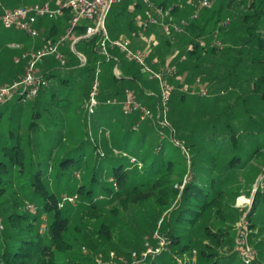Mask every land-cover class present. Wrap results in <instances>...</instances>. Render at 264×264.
<instances>
[{
  "label": "trees",
  "instance_id": "obj_1",
  "mask_svg": "<svg viewBox=\"0 0 264 264\" xmlns=\"http://www.w3.org/2000/svg\"><path fill=\"white\" fill-rule=\"evenodd\" d=\"M152 1L163 9L172 8L173 13L178 0ZM191 1L193 11L199 0ZM219 1L213 9L211 6L203 10L196 19H191L190 15L183 31L175 33L186 48L173 64V76L186 73L183 82L190 84V77L200 67L204 70L207 64L212 71L216 68L214 73L204 70L202 74L205 80L222 82L219 87H208L210 96L220 101L234 90V86L237 88L238 83L245 84L249 90L248 98L237 100L248 115V122L241 132L249 146L245 147L238 139L229 122L233 113L223 111L227 105L220 109L212 123H207L206 129H199L197 135L194 124L185 127L189 133L185 147L190 157L174 144L172 137L175 135L170 128L151 122L155 135L149 136L145 126L133 130L135 115L124 116L120 112L122 116L118 119L105 117L111 115L109 107L112 106L108 105H102L93 116L97 122L101 121L96 130L99 138L104 137L100 143V139L91 137L94 120L90 126L87 124L84 105L89 89L85 88L79 110V113L84 111V115L80 117L79 127L73 126L57 138L48 133L52 145L38 148L34 136L39 128L35 119L40 114L36 111L38 103L47 98H39L40 93L28 101L33 104L35 115L28 133L23 134L25 137L19 131H10L9 141L0 144V198H14V211L2 216L4 226L0 223V229H3L0 230V264H95L92 255L82 254L85 247L90 254H94L92 250H102L107 257L111 252L121 254L114 245L110 225L102 221L97 229L89 231L88 221L94 220L100 209L109 207L114 201L123 207L144 205L155 194L159 195L157 202L163 207L171 202L175 205L165 217L162 210L154 212L148 229L149 232L155 230L161 221L158 234L165 245L139 264H189L183 261L184 256L193 251L196 254L193 264H242L237 258V248L232 250L234 237L229 230L210 227L203 219L212 213L217 219H223L221 212L225 201L237 194L229 192V186L247 169L251 158L243 159L246 154L250 155V146L264 133V126L251 120L254 116L249 109H264V30H260L261 25L264 26V0L250 3L238 0L236 9L231 6L236 0ZM223 15L230 23L220 28L214 38ZM202 38L207 41L206 46L200 45L198 40ZM211 38L219 41L221 47L212 46ZM80 42L93 49L95 39L79 41L75 46ZM72 59L75 58L71 56ZM96 59L97 56L93 58ZM220 70L226 77H218L216 73ZM45 75L52 77L51 70ZM241 77L246 78V83L240 81ZM112 81L118 86L114 97L121 100L122 90L130 86L125 78L112 75ZM65 83L66 80L59 82L61 86ZM167 83L175 88L169 103V120L174 127L180 128V121L173 120V112L178 105L190 101L189 95L179 92L181 84L174 78ZM222 90L226 91L223 95L220 94ZM106 99L100 98L101 101ZM63 101L71 105L68 99ZM152 110L156 113L157 107ZM59 126L62 128L64 123ZM161 129L164 138H158ZM263 153L264 145L255 150L254 157L259 158ZM185 173L188 181L180 190L175 185H181ZM62 199L66 205L60 207ZM257 209L264 212L263 184L257 187L251 207L245 212L251 227ZM109 212L111 216H117L114 208ZM72 223L74 227L70 229ZM251 264L255 263L252 261Z\"/></svg>",
  "mask_w": 264,
  "mask_h": 264
},
{
  "label": "rangeland",
  "instance_id": "obj_2",
  "mask_svg": "<svg viewBox=\"0 0 264 264\" xmlns=\"http://www.w3.org/2000/svg\"><path fill=\"white\" fill-rule=\"evenodd\" d=\"M3 2V4L7 7L15 8L19 6L24 5H32L35 3H42L43 0H0ZM183 2V1H182ZM214 5L212 9L218 5L220 2L219 0L214 1ZM114 6V5H113ZM5 8V7H3ZM6 9V8H5ZM211 9V10H212ZM112 13V12H110ZM106 19V26H108V19L110 17V14H108ZM228 16V15H226ZM219 21H223L226 19V17L223 15ZM229 18H232L229 16ZM46 22H52L51 20H44ZM54 21V20H53ZM261 31H263L264 26L261 25L260 27ZM12 31L13 30H9ZM208 39V38H207ZM209 41H214L212 38L209 39ZM84 42H80L77 46L78 51H82ZM6 48V47H5ZM7 49V48H6ZM17 51V50H12ZM73 53V52H72ZM71 53V54H72ZM15 53H6L3 51V53L0 55L2 58V63L4 66L7 67V63H10L13 61V55ZM74 54V53H73ZM68 53V56H73ZM20 55V54H19ZM97 59L101 60V64L99 65V80L103 78V74L109 73V67L110 64L105 62L100 56L96 55ZM74 57V56H73ZM53 63V69L51 70L52 77L48 78L49 84L48 87L45 89L47 93V98L38 103L37 111L36 113H39L40 116L35 119V123H37L39 128L37 129V133L34 136L35 139L38 141L37 146L38 148H49L53 142H51V138L49 134H53L52 136L54 138H57L61 133L67 132L69 128L71 127H79V121L81 115H84V111L79 110L81 108V105L83 103L84 97V91L85 88L88 89L93 77V74L96 70V61L91 60L90 64L88 66H80L77 65L76 67L73 66V63L68 62V65L66 67H61L56 61L52 60V57H47L43 60L42 65L39 67L41 68L46 62ZM18 67V66H16ZM90 68V69H89ZM204 70L206 72H216L211 70V67L207 64L204 66ZM203 68H199L195 74H192L191 82L190 84H185L183 81L184 79H181L183 77H180L177 79V77L173 76L175 81H178L181 86L187 85L189 87H196L195 80L197 78L201 79L200 85H206L207 87H210L211 85H220L219 79L216 80H205V77L203 76ZM2 75L4 74V71L1 70ZM185 74V73H184ZM218 77H226V73L223 71H219L216 73ZM245 74V73H243ZM109 79H112L111 75H108ZM184 76V75H180ZM186 77V76H185ZM67 79L69 81V84H65L64 86H61L59 84L60 80ZM204 79V80H203ZM246 78L242 77L240 78V81H244ZM152 81V86L154 87V90L157 89L158 82L155 80ZM208 84H204L207 83ZM246 83V81H244ZM2 83V80H1ZM238 83L237 88L234 86V90L230 91L226 96L224 97L222 101L221 99L214 100V97L212 96H206L198 98L195 96V98H192L191 95L187 97L190 101L187 103H184L182 105H178L174 109V119H177V121L180 123V128L174 127L172 122L170 121V124L172 126V129L174 131L175 140L179 142H185L184 145L188 143V131H186L187 128H189L191 125L194 124L196 129V135L198 134L199 129H206L207 123H212L214 121V117L217 116V114L220 112V109H223L224 106L227 105V107L223 110L226 111L225 114L233 113V118L229 119L230 124L233 126L235 132L238 134V139L241 141L242 145L245 147L249 146V142H247L244 134L241 132L242 126L245 124V122H248V115L245 114L242 107H240V100H237L238 98H248V88L245 86V84ZM216 86V87H217ZM219 87V86H218ZM198 88V86H197ZM158 90V89H157ZM247 90V91H246ZM248 92V93H247ZM102 95H100V98ZM68 99L71 102V105L68 106L66 101H63V99ZM245 98V99H247ZM26 100L25 102L21 103L18 101V98H13L8 103L2 105L0 107V144H3L5 141L8 140V134L10 131L21 133L22 135L28 133V127L31 121H33V115H35V112L33 110V104L29 103ZM208 104H205V103ZM204 103V104H203ZM259 103V102H256ZM203 106V107H202ZM249 107V105H248ZM200 108V109H199ZM263 108V106H262ZM251 111V120H257V122L264 126V109H252L249 108ZM196 110V111H195ZM258 110V111H256ZM261 110V111H260ZM253 111V112H252ZM257 113H256V112ZM256 118V119H255ZM258 118V119H257ZM66 119V121L64 120ZM64 123V126L61 128L59 125L60 123ZM84 122V121H83ZM97 123L92 122V131H91V137L94 139H100V143L104 141L103 135L97 134ZM153 123L151 122H145L142 123L140 126H145L148 129V135L152 136L155 135L153 132V129L151 127ZM184 125V126H183ZM181 126L184 128H181ZM186 127V129H185ZM155 129V128H154ZM177 129V130H176ZM183 129V130H182ZM180 130V131H179ZM157 132V130L155 129ZM178 131V132H177ZM49 133V134H48ZM99 133V130H98ZM48 134V135H46ZM25 135H23L25 137ZM178 135V136H177ZM39 140H38V139ZM46 138V139H45ZM158 138H161L160 135ZM264 145V133L261 134V137L259 140L254 142L250 146L251 153L250 155H245V159L251 158L249 165L247 166V169L245 171H242L241 174L238 175L237 179L229 186V192L237 193L232 194L228 197V199L225 201L224 206L222 207V217L223 219H217L216 215L214 213L210 214L206 219H203V222L210 225V227L215 226L218 228H226L229 230L231 235L234 237V247L232 250L238 248V242H239V233L242 231L240 229V222L245 217V212L248 210V208L251 207L252 204V197L254 192L257 190V187L260 186V184H263L264 186V153L259 156V158L254 157L255 150H258L260 147ZM250 152V151H249ZM190 157V154H189ZM182 183L181 185H175V187H180V190L183 189L184 184L188 181V176L183 174L182 176ZM235 195V196H234ZM159 195H154L153 198H151L146 204L144 205H134L130 204L126 207H123L117 201H114L109 207L102 208L98 212V216L94 220L88 221L89 225V231H94L98 228V225L105 221L110 225V228L112 230V236H113V242L114 245L117 247V249L120 251L121 254H115L114 258L109 259V255L107 257V254L102 253L101 251H93L94 254L89 253L88 248H83L82 254L83 255H92L93 261L95 264H103L107 259L109 260L108 263L112 262L111 264H139L143 262L148 256H152L154 252L159 249V247H164V243L156 238L155 233L158 234V228L161 221L158 222L157 228L155 230L148 229L149 223L152 219V216L155 211L162 210V213L164 214V217L169 214V212L172 210L174 203H169L167 206H162L157 202V197ZM240 197H245L248 199L247 201L244 200V198L240 199ZM14 198L12 196H4L0 198V223L4 226L2 223V216L4 214H8L9 212L14 211L12 209L13 200ZM66 205V202L62 199V202L60 203V207L62 205ZM114 208L117 212V218L111 216L109 210ZM70 209V208H68ZM72 209V208H71ZM70 211V210H69ZM254 226H250V223L247 221L246 228L244 229L247 234V243L252 248L253 254H252V261L255 264H264V212H262L260 209H257L255 212V215L253 217ZM2 226V227H3ZM74 227V224H71L70 229ZM1 231L3 229H0ZM144 231H147L148 233L145 234ZM156 234V235H157ZM160 236V234H158ZM97 235L95 234V237ZM150 252V253H149ZM132 253L136 254V258L133 259L131 256ZM157 253V252H156ZM195 252L188 253L184 256V262L185 263H195ZM146 255V256H145ZM124 256L125 262L122 263L118 260V258ZM237 258L241 261L240 256L238 255Z\"/></svg>",
  "mask_w": 264,
  "mask_h": 264
},
{
  "label": "built area",
  "instance_id": "obj_3",
  "mask_svg": "<svg viewBox=\"0 0 264 264\" xmlns=\"http://www.w3.org/2000/svg\"><path fill=\"white\" fill-rule=\"evenodd\" d=\"M120 1L121 0H60L55 5H52L50 0H45L42 3L19 6L12 9L3 8L0 2V24L4 29L17 30L31 39L40 38L42 40V46L40 48L23 51L14 59L15 64L24 62V73L20 79L10 84H2L0 82V106L16 97L22 100H32L43 92L48 87L49 81L46 75L40 72L39 67L47 57H52L61 67H66L68 60L66 54L62 51L66 45H68L70 51L76 55L79 60V65L85 66L86 59L75 51V44L82 40L91 41L95 39V53L105 62L117 61L112 52L119 51L130 62L138 65L149 79L157 81L160 92L158 95L156 113L140 102L136 98L133 90L129 88L124 90L121 100L106 99L101 101L99 98L101 86L98 69L101 60L98 59L84 105L88 126L91 125L93 116L102 105L119 106L124 116H137L133 125V130H138L140 125L144 122H154L162 128H170L173 135L174 131L169 121V103L175 88L173 85L167 83V78L173 77L174 69L172 66L166 65L161 71H156L147 64L148 54L146 51L132 50L128 40L121 37H110L106 28V19L113 5ZM181 1L182 0H178V2ZM251 1L253 0H248L249 3ZM143 3L154 13V16H150L146 20L144 26L157 25L165 32L172 33L183 31L186 23H178L175 21L171 15V8L163 9L157 6L152 0H143ZM212 4L213 0H199L192 11L191 19L198 18L200 13L211 7ZM66 16L68 17V27L65 32L57 38H45L37 28L39 21H52ZM229 23L230 19L228 18L219 21L217 29L214 32V38H216L219 29L228 26ZM79 30H82V32H79ZM217 45L219 46V44ZM8 46L10 49L21 48V45L18 43H11ZM114 73L116 77H119L117 71ZM195 83L196 87H189L182 84L178 90L179 92L191 96L206 97L210 95L208 87L206 85H200L201 79L197 78ZM225 92L226 91L222 90L220 94L223 95ZM159 135L161 138H164L165 134L162 129L159 130ZM172 141L182 149L187 157L189 156L188 150L183 142H179L173 137ZM131 162H133V160H131ZM242 198H244L245 201L248 200L245 197H240V199ZM68 200L71 201L72 199L70 198ZM246 223L247 219L243 217L240 222V229L242 231L238 234L239 242L237 251L243 264H251L253 251L247 243V234L244 230L247 226ZM156 234L157 232L155 233L156 238L162 241L159 235ZM159 250L160 247L154 253L159 252ZM114 256L115 254L111 252L109 254V259L110 257L113 259ZM131 256L133 259L136 258L135 253H132ZM118 260L124 263L125 257L122 256L118 258ZM108 262L109 260L107 259L103 264L112 263Z\"/></svg>",
  "mask_w": 264,
  "mask_h": 264
},
{
  "label": "crops",
  "instance_id": "obj_4",
  "mask_svg": "<svg viewBox=\"0 0 264 264\" xmlns=\"http://www.w3.org/2000/svg\"><path fill=\"white\" fill-rule=\"evenodd\" d=\"M45 1V0H43ZM52 5H55L60 0H50ZM236 0L233 2L231 6L233 9H236ZM1 2V1H0ZM215 2H213L212 6ZM2 6L6 9L7 7L1 2ZM38 4V3H35ZM27 6V5H24ZM176 7L175 12L172 13L171 8V15L172 17L178 21L179 23H186V20L192 13V7L194 4L191 0L185 2H178L174 4ZM12 9V8H11ZM112 12V13H110ZM109 14L110 17L108 19V26H106L110 37L117 38L121 37L129 41L130 48L132 50H142L146 51L147 56V64L156 71H161L166 65H170L175 70V62L179 54L183 53L184 49L186 48V44L183 40L179 39L178 35L172 32H165L161 29L160 26L152 25V26H144L146 20L150 16H154L153 11L147 7L143 3V0H121L117 4H115ZM109 16V15H108ZM68 27V17H63L60 19H56L52 22L46 21H39L37 28L41 32L42 36L45 38H57L62 35ZM81 30H79L80 32ZM211 41L210 44L215 47H221V43L215 39ZM201 46H206L207 41L202 38V40H198ZM11 43H18L21 45L20 49H10L8 45ZM219 44V46L217 45ZM79 43L74 47L75 51L84 56L86 62L92 60L97 54L95 53V49L93 47H85L83 46L82 51L77 50V46ZM42 46V40L38 39H31L27 35L23 34L20 31H9L4 29L0 24V55L5 51L6 53H15L13 55V61L7 63V67L4 66L2 63V58L0 56V82L2 80V84H10L18 79L24 73V62L20 64H15L14 59L19 56L23 51H27L30 49L40 48ZM7 49H6V48ZM17 50V51H12ZM62 51L66 54L68 62L73 63L74 67L79 65V60L77 59L76 55L70 51L68 45H66ZM73 54L75 59L71 60V57L68 56ZM72 53V54H71ZM112 54L116 57L117 61L109 62L110 67L109 73H104L103 78L100 81V95L103 98L107 99H116L119 100L118 97H114L116 93V89L118 86L112 79H109L108 75H114V72H118V78H125L130 86L129 89L133 90L136 95V98L148 106L151 109H155L158 103V95L160 92L159 85H157V89L154 90L152 86V81L149 79L141 70V68L133 62H130L122 53L119 51H113ZM184 58H182L183 60ZM53 60V59H52ZM67 62V65H68ZM66 65V66H67ZM18 66V67H16ZM205 66V65H204ZM53 69V63L46 62L41 68L40 72L45 75L48 71ZM1 70L4 71L2 75ZM47 71V72H46ZM100 74V71H99ZM184 76H176L177 79L183 77L184 79L186 73L183 74ZM173 78V77H171ZM167 78V81L169 79ZM65 84H69L67 79ZM64 84V85H65ZM63 85V86H64ZM89 89V88H88ZM122 90L121 95L124 93ZM99 95V97H100ZM47 93L46 90L41 92L39 98H46ZM123 97V95H122ZM109 107L111 110V115H105V117H109V119H118L121 115V108L118 106ZM111 117V118H110ZM94 123L97 122L94 118Z\"/></svg>",
  "mask_w": 264,
  "mask_h": 264
}]
</instances>
